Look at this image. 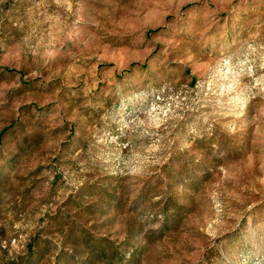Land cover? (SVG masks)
I'll return each instance as SVG.
<instances>
[{
	"label": "rangeland",
	"instance_id": "rangeland-1",
	"mask_svg": "<svg viewBox=\"0 0 264 264\" xmlns=\"http://www.w3.org/2000/svg\"><path fill=\"white\" fill-rule=\"evenodd\" d=\"M0 264H264V0H0Z\"/></svg>",
	"mask_w": 264,
	"mask_h": 264
}]
</instances>
